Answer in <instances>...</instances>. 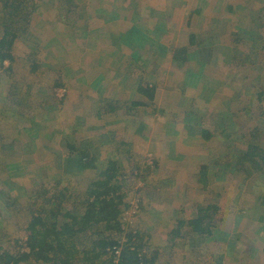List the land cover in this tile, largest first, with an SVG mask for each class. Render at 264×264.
Wrapping results in <instances>:
<instances>
[{
	"label": "crops",
	"instance_id": "crops-1",
	"mask_svg": "<svg viewBox=\"0 0 264 264\" xmlns=\"http://www.w3.org/2000/svg\"><path fill=\"white\" fill-rule=\"evenodd\" d=\"M258 1L38 0V4L31 13L29 31L37 43L26 44L27 52L25 54L29 55L37 52L35 47L38 48L40 44L39 48H43L44 44L50 39L47 41L38 39V35H42L45 24H54L58 30L63 29L60 26V19L65 22L66 19H76L73 26L76 25L75 29L84 34L83 38L78 40L79 33L77 36L72 31L73 27L70 26L68 38L72 37L74 39L70 41L73 49L78 54L81 51L87 53L90 44L89 52L86 55V57H91L90 62H88V59H84L82 65L79 66V68L82 67L85 70L84 72L80 68L81 80L85 83L84 93L88 94L91 79L98 81L101 77V83L106 82V84L102 83L99 86L105 87L104 92L98 91L102 97L99 105L90 108L93 116L102 118L103 121L98 123L97 127H93L91 133H95V130L96 134L105 133L107 128L102 126L103 124H107L109 129L111 127L116 128L118 123L121 124L122 120L127 118L130 122L123 124L124 128L121 136L126 135L127 128H129L132 121H138L132 123L137 129L135 132L138 129L144 131L142 128L146 119L155 122V128L152 127L154 130L150 132L148 130L147 132L149 135L154 134L158 141L159 138L164 140L166 136L170 137L164 140L169 142L171 150L167 155V163L160 165V170L163 169L165 173L168 171L166 180L161 178L160 191L163 192L169 187H176L181 184V189H179L184 191V194L174 192L171 195V192H169L168 199H171L170 202L166 205H164L165 202H160L161 209L157 208L158 217L155 218L158 219L159 226L162 224L166 227L164 216L171 217L174 215L177 206L181 207L177 213H180L182 218L189 217L187 216L189 214L193 216L190 219L196 218L200 207H207L210 204L209 198L213 197L208 194L210 191L208 185L211 180H217V184L228 181L227 166L229 163H233L237 156L229 155V159L222 163L219 159L213 158L212 155L220 144H227L230 141V136L235 130V125H237L233 110L229 106L230 103L234 104V99L240 100L247 95H251V105H254V102L257 103L254 106V113L243 115L242 123L247 119L250 120V117L255 118L264 114L262 104V101H264V87L258 84L260 74L252 70L243 57L240 61L237 59L238 63L235 62L236 59L234 61L235 54L248 53L247 49H243V44L248 39L255 40L256 49H253L256 52L259 54L264 53V4H258ZM207 12L209 24L211 22L209 26L206 25ZM75 13L80 14L82 20ZM204 14H206L204 19L200 21ZM248 31L250 32L246 34ZM62 33L64 32L62 31ZM48 35H51L50 37L54 40H62L61 38H63L57 30H54V27L52 33L50 31ZM22 38H24V34L19 35L18 40ZM88 40H90V43ZM194 51H196L195 55L189 58L188 55L190 54L188 52ZM153 54L160 56V58L164 56L159 60V63H164L165 68L171 73L170 75H173L174 69L181 75L176 78V83L170 80L165 83V73H162V71H158L157 74L160 81H156V77L152 81V76L147 73L152 70L151 63H154V60L150 61V58ZM27 55L26 59L29 57ZM227 56L231 57L229 63L227 62L229 58ZM5 62L4 65H8ZM204 62L212 65L215 71L208 72L205 68L201 69ZM263 62L264 60L261 61L262 65ZM15 64L16 57L14 56V60L8 66V69L13 70L14 73L16 72L15 78L19 79L23 76V68L15 69ZM26 67L31 71L30 64ZM218 70L221 72L219 76H217ZM2 77L3 75H0V81L3 80ZM6 79L9 80V76ZM145 82L155 85L153 96L138 89V86H144ZM181 82L183 83L182 86H180ZM14 83L16 84L15 81ZM134 85H136L135 88ZM177 85L180 87L177 88ZM254 86L259 88L260 91H255L252 88L253 92L251 93L250 88ZM7 91L8 94L0 95V204L3 200L4 206L8 208L5 197V195L7 196L5 187L7 180L10 182L9 191L11 195H14L21 192V190L15 187L13 189L11 183L20 186L27 184L26 176L28 178L35 177L36 179L40 176L45 177L46 174L39 170L48 168L50 169L49 172L54 173L55 180L62 176L66 179L62 178L56 181V183L61 182L59 188H62L63 180L68 182L70 179H74V174L79 170L80 162H75L74 159L68 160L66 158L67 151L63 157L59 156L60 159L51 162L57 149L60 148L62 151L60 144H63V142H60L57 137V134H62V132L58 130L56 133L53 130L54 126L58 124L55 121H48L46 124L49 125L50 130L41 131V119L38 117V120H36L37 116L42 118L40 113L36 115L35 111H27L23 109L24 105L22 112L18 106H14V103L32 104L34 101L29 102L22 92ZM177 97H182V99H178L177 103H174ZM87 103V100L84 101L85 106H87ZM186 114H189L186 122L178 124L175 121L178 118H183ZM227 115L230 119L226 118ZM137 123L139 126L135 125ZM169 131H174V133L170 136ZM255 132L258 131L252 133ZM179 134L180 136L188 135L189 139L180 144L178 141ZM191 135H194V137H191ZM158 145V143L153 145L154 150H159ZM242 151L246 152V149H241L240 152ZM104 152L108 153L109 151ZM104 152L100 150L96 155L101 156ZM176 153H179L177 157L171 156ZM50 154L51 156H49ZM182 154L183 158L180 157ZM175 158V161H171ZM28 164L32 166L33 171L29 170L31 168L27 167ZM42 166H45V168H42ZM76 166L77 168L73 170ZM202 167H206L205 176L201 175ZM26 170L27 173H25ZM72 170L73 173H71ZM79 171L82 174L84 172ZM197 173L203 177L204 181H201L202 178L198 180ZM21 176L23 181L18 180ZM92 177L93 175H88L86 172L81 175L79 182L82 185H87ZM40 180L42 181V179ZM194 181L205 182L207 185L203 187L200 183L201 189L205 188L202 189L204 191L198 188L199 193L193 192L188 196L185 191L190 188L191 183H196ZM229 190L230 188L225 189L224 186L222 194L225 195L226 202L229 200L231 205H236L231 200L234 199V202H236L237 196L244 200H257L260 196L253 193V191L241 193L238 190L231 193L232 191ZM67 196L71 197L69 193ZM187 198H193L196 201L189 202ZM70 202L66 200L65 204L68 205ZM229 204H225L222 208L219 207L216 213L221 214L223 211L231 210ZM212 206L214 207L211 208L213 211L210 209V214L215 211V205ZM24 207L26 206L21 205L16 209L20 213L23 212ZM251 207L250 211L253 210V207ZM246 209L249 212V208ZM0 213L3 212L0 210ZM254 214L257 215L255 212ZM190 219H182L177 222L192 226L189 224ZM211 219L204 218L200 221L203 231L201 236H207L205 233L209 230L207 226H211ZM251 220L252 222L247 225V232L249 231V233L238 235L234 232V236L230 235L228 237L231 239V245L229 247L225 245L224 251L217 257L218 260H221V256L224 254V264H227L231 251V256L237 257L241 264H264L262 253L251 254L254 248H258L264 253V242L260 240L263 237H261V233L254 231V227L261 226L264 221L257 222V219L254 218ZM166 221H169V217ZM203 221H208L206 227ZM16 224L19 226L18 223ZM233 225V231H235V222ZM147 235L150 237L149 233ZM232 239L237 241L240 239V243L247 246L245 249L246 254L236 255L234 249H237L239 242L233 244ZM206 243L202 242V244ZM147 256L148 260L152 261L153 258L150 264H154L155 256H150L148 253ZM204 258L202 257V259Z\"/></svg>",
	"mask_w": 264,
	"mask_h": 264
},
{
	"label": "rangeland",
	"instance_id": "rangeland-1",
	"mask_svg": "<svg viewBox=\"0 0 264 264\" xmlns=\"http://www.w3.org/2000/svg\"><path fill=\"white\" fill-rule=\"evenodd\" d=\"M38 0H30V4H34L36 6ZM53 1V0H49ZM35 2V3H34ZM40 4V3H39ZM258 4H264V0H259ZM1 7V5H0ZM5 12V10H4ZM206 12V11H205ZM76 16L82 20V17L80 14L75 13ZM204 14L200 21L204 19ZM255 17V15H253ZM206 17L208 20L206 21V25L209 26V16L208 12ZM74 20L76 19H66V22L64 20H59L61 22V28H56L53 25L45 24V27L43 28L42 35H38V39L47 41V43L44 44L43 48H37L35 47V53H33V59H26V50L27 46L26 44H36L34 37L31 35L30 31L24 33V38L19 39L18 43L14 50V56L16 57V68H23L22 73L23 76L19 79H16V72L14 73L13 70H9L8 66L11 64V62L7 61L5 64L8 65H1L0 64V75H3V77L0 81V95L8 94V91L10 90L19 93L22 92L23 95H25L29 102L34 101L32 104L28 103H14V106H18V108L22 111L23 105L25 110L27 111H35L36 115L39 113L41 114L42 118L40 116H37L36 120H38V117L41 119V131H47L50 130L48 127L49 125L46 124L48 121H55L58 125L54 126V131L60 130L61 133L57 134L58 139L60 142H63V144H60L62 146V151L57 149L55 156H53L51 162H55L56 159H60L59 156L63 157L66 154V148L69 143L72 142L73 136L75 135V132H78L81 135H85V138H89L85 140L88 145L91 148L92 153H97L100 150L109 151L102 153L101 156H98V159L101 163V165L106 168L108 164V160L115 163V166L117 167L116 172L114 173V177L117 178V180L121 184V192L126 195V199H131L133 202L135 201L134 196H139L140 198L143 197L144 194H149V196L146 194L144 198H148L150 201L151 198H153L154 203L152 205H149L146 202V199H143L142 205L144 206H150L148 208L146 213L141 214V216H135V218L130 222L132 227L134 228H140V236L138 238V246L140 249L144 252H147L150 254V256H155V262L154 264H224V260H218V256H220L221 252L224 251V247L231 245V239L222 235L219 232V228L221 226V219L220 216H214L210 224L211 226H207L208 221H203L204 226L208 227L209 230L205 234H207L206 237L201 236V233L198 231H195L193 229V226H188L185 224H180L177 221L187 218H192V215H187L189 217H183L180 213H177V211L180 210L181 207H176V212L174 215L167 216L165 215V225L164 227L162 224L160 226L158 225L157 221L158 219H155L157 216V208H160V202L169 203L171 199H168V194L173 195L175 193H182L184 194V191H181V184L177 185L176 187L172 186L167 189H165L163 192L160 191L161 188V178H166L168 176V171L165 173L163 169L160 170L161 166L167 163V155L169 153L170 144L167 141H164L165 139H169L170 137L166 136V138L163 140L158 138L153 134L149 135L147 132L149 130L153 131L155 128V122L153 120H146L144 122V126L140 130L138 129L137 132H135L137 129H135V126L132 125V123L138 122V121H132L130 124L128 131L126 132V135L121 136L122 130L124 128L123 124L126 122H130L127 118L123 119L121 124H117V127H111V129L108 128L107 124H103L102 126L106 127L105 133H91L93 127H97L98 123L102 122V118H96L93 116V114L90 112V108H95V106L99 105V101L101 100V96L99 95V92H104L103 87H99L100 84H106V82L101 83V77L98 81L96 79H91L88 89V94L86 95L85 92V83L81 80V73L80 68L82 71L85 72V70L79 66L82 65L84 59H88V62H90L89 56L86 57L87 53L90 49V44L88 47V52L84 53L81 51V53H77L71 44L70 40H74L72 37L68 38L69 32H70V26L73 27L72 31L76 33L78 36V40L82 39L84 34L82 32H79L77 29H75V26H73ZM253 21V20H252ZM255 24L257 22H254ZM150 25V24H149ZM54 30H57L59 34L62 35V40H54L52 37H50V31L52 33ZM62 31L64 33H62ZM250 31H248L246 34H248ZM90 43V40H88ZM77 45V44H76ZM256 43L255 40H247V42H244L243 49H247L248 53H245L243 55L235 54L234 55V61L236 59V63H238L243 57L244 60H247V64L251 66L252 70H255L260 74V78L258 81V84L260 86L264 87V62L263 65L261 61L264 60V53L259 54L256 52L253 48L255 47ZM190 52V51H189ZM189 58H192L196 51L189 53ZM181 55V54H180ZM183 56V55H182ZM187 56V55H185ZM86 57V58H85ZM95 58V56H93ZM164 57V56H162ZM161 57V58H162ZM227 59V62H231V57ZM82 58V60H81ZM160 56L153 54L150 58V61L154 60V63H151L152 70L147 73L152 76V81L156 77V81H160V79L157 77L158 71H162V73H165V79L164 82L166 83L168 80H170L173 83H176V78L180 77L181 75L175 71H173V75H170L171 73L167 68H165L164 63L160 64L159 60L161 59ZM233 59V57H232ZM239 61H238V60ZM37 60V62L35 61ZM81 62V64H79ZM30 64H36L38 66V70L35 72L30 71V69H27L26 66ZM96 65V64H95ZM86 68V67H85ZM162 68V69H161ZM205 68L208 72H214L215 69L212 65H210L208 62H204V66H201V69ZM87 70V68H86ZM248 72V71H247ZM206 73V71H205ZM146 74V75H147ZM221 74L220 70L217 72V76ZM9 76V80L6 79V77ZM252 77V76H250ZM174 78V79H173ZM247 78V77H246ZM249 79V78H248ZM16 82V84L14 83ZM63 84L62 86H59L60 84ZM146 83V82H145ZM133 85V84H132ZM183 83L181 82L182 86ZM136 85H134L135 88ZM179 85L176 87L179 88ZM252 88H250V92L252 93ZM109 87L106 89L108 91ZM99 91V92H98ZM63 94V95H62ZM193 94V93H192ZM17 96V95H16ZM20 96V95H19ZM63 96V97H62ZM251 95H247L246 97H242V99L237 100L234 99V104L230 103V107L233 110V116L235 119V122L237 125H235V130L230 136V141L227 142V144H220L217 148V150H214V154L212 155L213 158L219 159L222 163L226 159H229V155L235 157L239 156L241 149L247 148V141L250 139V134H252L253 131H258L264 138V114L259 117H250V120L247 119L244 123L243 122V115L244 114H250L254 113V106L257 105L256 102H254V105H251ZM178 99H182V97H177L174 100V103H177ZM87 100V106L84 105V101ZM254 101V100H253ZM92 103V104H91ZM263 107H264V101H262ZM6 105V104H5ZM142 108V107H141ZM149 109V108H148ZM152 110V108H150ZM140 110V108H139ZM23 112V111H22ZM189 114H186L183 118H178L175 121L178 124H181L182 122H186ZM252 116V115H251ZM226 118L230 119L229 115L226 116ZM30 121V119L28 118ZM242 123V124H241ZM138 125L139 124H135ZM126 126V125H125ZM149 126V129H148ZM154 127V128H152ZM170 136L174 131H169ZM183 134V133H182ZM249 136V138H248ZM54 137V136H53ZM191 137H194V135ZM186 139H189L188 135L178 136V141L180 144L185 141ZM83 141L82 145H86L87 143ZM14 143V140L12 141ZM157 143L159 144V150H154L153 145ZM153 144V145H152ZM215 145V144H213ZM146 154H152L154 157V164L148 166V161L146 158ZM75 160V157L72 158ZM28 168H31L29 170L33 171V168L30 164L27 166ZM169 167V166H168ZM122 169L121 171H119ZM28 170V169H27ZM27 170L25 173H27ZM128 170L129 173H125L122 175V171ZM115 171V170H113ZM130 172H132L130 174ZM51 173V172H50ZM54 174V173H51ZM198 175V173H197ZM198 180L203 177L198 175ZM39 179L40 187V179L42 181L44 180L43 176L37 177ZM55 178V177H54ZM28 179L30 180H36L35 177L28 178L26 176V182H28ZM19 181H23V177L18 179ZM223 180V179H222ZM41 181V182H42ZM197 181V180H196ZM194 181V182H196ZM220 181V180H219ZM217 180L212 179L209 186V196H216V197H210L209 202L211 205H215L217 208H222L225 204H229V200L226 202L225 195L223 196L222 192L224 191V181L217 184ZM201 181H198L196 183H191L190 188H188L185 193L189 196L195 193H199L198 190L201 189L200 187ZM37 184V185H38ZM249 182L239 185V191L241 193H244L245 191L249 192L250 187L248 186ZM256 189L253 186L251 191L253 193H256L258 196H262L264 193V179L258 178L256 181ZM253 185V182H252ZM86 185H82L80 183V189H84L82 187H85ZM48 187V185H46ZM151 188L154 189L153 192H149ZM180 188V189H179ZM205 189V188H202ZM201 191H204L202 190ZM227 189V188H225ZM193 190V191H192ZM222 190V191H221ZM255 190V191H254ZM53 191V186L51 188V192ZM160 192V193H159ZM222 194V195H221ZM259 196V197H260ZM1 198V195H0ZM130 200V201H131ZM179 200V199H177ZM189 202H194L193 198H187ZM240 197H236V202L240 201ZM254 200V199H253ZM0 204V210L3 212L0 216V228L5 231V233H0V250L8 249L9 251H15L17 247L16 239L19 238H25V236L28 234L27 230H25L24 227H22L18 233V237H15L14 232L12 231V226L8 225L11 218H14V212L19 213L18 209L14 210L13 208H7V206H4V201L2 200ZM39 203L42 205L43 202L41 199L39 200ZM40 204L38 206L40 207ZM177 204V203H176ZM208 204V205H210ZM6 205V204H5ZM68 206H71V202L68 204ZM152 206V207H151ZM238 208H240L241 205H237ZM252 206V205H251ZM249 205L244 206L245 211H243L241 214L238 213L235 216L234 222L236 224L235 232L240 235L241 233H249L247 232V225L252 222V218L255 219V210L257 206L253 207V210L246 212V208L251 207ZM54 207V206H53ZM55 208V207H54ZM175 208V207H174ZM212 210V209H211ZM20 212L17 214L16 220H18V225L20 226V223L23 224V226H26L28 214L22 216V214L25 213ZM213 211V210H212ZM4 215V216H3ZM8 217V219L6 218ZM62 216V215H61ZM195 216V215H194ZM169 221L167 222L166 219ZM8 220V222H6ZM256 220V219H255ZM6 222L3 224L2 222ZM156 222V223H154ZM3 224V225H2ZM8 225V226H7ZM138 226V227H137ZM100 227V225H99ZM103 228L104 225H101ZM259 226L254 228V231H257V228ZM126 229V228H125ZM121 232L120 235H117L115 231L107 230L104 235L109 236V239L113 237H117L118 239L127 238L128 239V232L130 229H126ZM95 228H92V230H85L84 235L86 236V239L83 240L84 244H90L92 242V238L90 237L92 233H94ZM260 231H257L259 233ZM147 233L150 234V237L147 235ZM175 234V235H174ZM261 237L263 239H260L262 242H264V229L261 233ZM241 238V236H240ZM257 238V237H256ZM254 238V239H256ZM202 242H207L206 244H202ZM229 242V244H228ZM233 244H236L239 242V245H237L236 255H242V253L246 254V247L245 245L237 241L236 239H232ZM206 246V247H205ZM241 252H239V251ZM244 250V251H242ZM207 253L205 255V253ZM204 253V254H203ZM255 253L259 254L264 253L258 249L254 248L252 255H255ZM203 255V256H202ZM205 256V258H204ZM202 257L204 259H202ZM109 264V263H107ZM227 264H241L240 261L237 260V257L230 256V258L227 261Z\"/></svg>",
	"mask_w": 264,
	"mask_h": 264
},
{
	"label": "trees",
	"instance_id": "trees-1",
	"mask_svg": "<svg viewBox=\"0 0 264 264\" xmlns=\"http://www.w3.org/2000/svg\"><path fill=\"white\" fill-rule=\"evenodd\" d=\"M29 2L30 0H0L1 65L5 61L13 62L14 50L19 35L29 31V19L35 9V5H29ZM33 56V54L27 55L30 59H33ZM35 61L37 62V60ZM37 70L38 66L31 64V71L35 72ZM62 85L61 83L59 86ZM154 88L155 85H151L150 82H146L144 86H138V89L144 92L146 91L150 96L154 95ZM254 88L255 91H260L256 86ZM87 139L89 138H85V135L75 132L72 142L66 148V158L70 160L75 157V162H80L79 170L84 171L83 174L87 172L88 175H93L87 185L83 184V186L86 185L82 187L84 189H80L79 181L83 174L79 170L74 174V179H70L68 182L64 181L66 179L63 176L58 178H64L63 186L59 188L61 182L56 183L58 179L55 180L54 174H51L49 172L50 169L45 168V166H42V168H45L44 170L38 169L43 174H46L44 180L40 182L41 187L40 185L37 186L36 182L30 180L27 184L20 186L11 183L13 189L15 187L21 190V192L11 195L9 191L10 182L7 180V185L5 186L7 196L5 195V197L8 207L16 210L21 205H25V213L22 216L28 214L26 216L28 219L26 226H17L16 223H18V220L16 218L19 213L14 212V218L6 222L12 226L11 229L15 237H18V233L22 227H26L25 230H27L29 237L28 244L31 250L28 253L21 251L18 247V238L16 239L17 247L15 251H9L8 249L0 250V264H115L114 253L112 252L114 245L122 247L119 264H140L142 259L146 264L152 263L153 258L152 261L148 260L147 253L142 251L138 246L140 228H134L129 222L124 220L125 212L130 211L134 203L131 200L132 198L126 199L127 194L120 191L122 186L117 178L114 177V173L117 170L115 163L108 160L107 167L104 168L98 156L91 152L90 146L85 141ZM83 141L87 143L84 146L82 145ZM178 154L176 153L171 156L177 157ZM180 157L183 158V154ZM175 160L176 158L171 161ZM150 165L148 164V166ZM76 168L77 166L73 170ZM205 169L206 167H202L201 175H206ZM73 170L71 173L74 172ZM121 173L124 175L125 173H129V171L124 170ZM227 173H229L228 181L223 185L225 188H230L231 193L238 191L239 185L247 182H249L248 186L250 187V191L253 186L256 189L255 183L258 178L264 179V138L261 134L258 132L250 134L246 152L240 153L233 163L228 164ZM164 180L166 179L164 178ZM201 181L204 180L202 179ZM201 184L203 187L207 185L205 182H201ZM52 186L53 191L51 192ZM153 191L154 189L151 188L149 192ZM66 192L71 197H68V193ZM146 194L142 198L134 196L135 201L138 203L135 212L136 216H141V214L146 213L148 208H150V206L142 205L143 199H146L144 198ZM147 195L149 196V194ZM40 199L43 202L42 205L39 203ZM66 200L71 201V206L65 204ZM151 200L147 198L146 202L152 205L154 201H157L153 198ZM231 202L236 205L229 204L231 210L223 211L221 214L216 213V210H218L216 206L212 214L209 211L214 206H201L198 216L190 219L189 224L193 226L195 231L202 233L200 221L204 218L208 219L213 218L214 215H219L221 219L219 232L227 237L230 235L234 236L233 223L235 215L237 213L241 214L245 211L244 206H251L253 203L252 207L257 206L255 219H257V222L264 221V193L257 200L241 199L240 201L234 202V199H232ZM38 204H40V207ZM237 205H241L240 208ZM248 208L250 211V207ZM235 212L236 214L234 215ZM6 218L8 219L7 216ZM6 222L3 221L2 223L5 224ZM101 225H104V227L102 228ZM123 226L126 229H130L128 239L126 238V242L123 244L119 243L117 237L112 236L109 239V236L104 235L107 230L115 231L117 235H120L124 231ZM92 228H95L94 233L90 236L92 242L90 244H84L83 240L86 239L84 235L85 230H92ZM263 229L264 224L259 226L257 231L262 233ZM1 232L5 233L0 228ZM140 253L141 255H139ZM231 255L232 253L230 251ZM223 258L224 254H222L221 260Z\"/></svg>",
	"mask_w": 264,
	"mask_h": 264
},
{
	"label": "built area",
	"instance_id": "built-area-1",
	"mask_svg": "<svg viewBox=\"0 0 264 264\" xmlns=\"http://www.w3.org/2000/svg\"><path fill=\"white\" fill-rule=\"evenodd\" d=\"M146 158H147L148 164H151V165L154 164L153 163L154 161H153L152 154H147V157ZM133 203H134V206L131 208V210L125 212L126 215L124 217V220H126L129 223L132 222V220L135 218V216H136L135 215L136 208L138 207V203L136 201H134ZM123 228L125 229V226H123ZM28 240H29L28 234L25 236V238H21L19 240L18 247L20 248L21 251L27 252V253L30 252L31 247L28 244ZM124 242H126V238L119 239V243L123 244ZM121 250H122V247H120V246L114 245L112 247V252L114 253V263L115 264H119V260H120V256H121ZM139 255H141V253ZM144 263L146 264V262H144V260L142 259V261H141L140 264H144Z\"/></svg>",
	"mask_w": 264,
	"mask_h": 264
}]
</instances>
